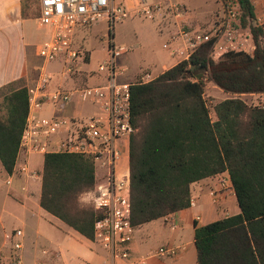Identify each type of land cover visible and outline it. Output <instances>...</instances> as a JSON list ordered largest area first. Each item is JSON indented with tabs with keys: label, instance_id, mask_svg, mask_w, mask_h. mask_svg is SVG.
I'll return each mask as SVG.
<instances>
[{
	"label": "trees",
	"instance_id": "16d2710c",
	"mask_svg": "<svg viewBox=\"0 0 264 264\" xmlns=\"http://www.w3.org/2000/svg\"><path fill=\"white\" fill-rule=\"evenodd\" d=\"M30 1L24 0L25 9ZM241 22L253 35V55L212 58L213 43L150 83L132 86L130 180L132 224L139 228L190 208L193 186L228 172L240 213L195 232L198 264H264V107L239 96L264 94V28L254 25L249 0H239ZM214 84L237 95L213 107ZM30 114L25 81L0 88V161L13 174ZM41 207L84 238L95 241L100 212L82 203L96 186L88 156L51 153L41 171Z\"/></svg>",
	"mask_w": 264,
	"mask_h": 264
},
{
	"label": "built area",
	"instance_id": "2783aa9c",
	"mask_svg": "<svg viewBox=\"0 0 264 264\" xmlns=\"http://www.w3.org/2000/svg\"><path fill=\"white\" fill-rule=\"evenodd\" d=\"M129 1L134 4H129ZM254 10V25L264 28V0H249ZM42 27H51L53 33L39 49L45 65L62 60L64 74L73 75L80 62L88 58L84 44H79L77 35L82 30H91L98 23L109 24L110 31L117 23L140 17L157 24L174 22L165 49L177 62L188 61L195 50L206 43H213L212 58L220 60L231 52L253 55L256 51L253 35L244 29L241 22L239 0H219L221 9L206 27L185 24L189 13L186 0H39ZM109 56L99 65V72L108 74L106 84L81 86L71 90L58 88L51 90V76L45 67L41 69L40 80L35 88L29 89L30 114L22 136L20 153L26 156L51 153L76 154L91 157L96 163V186L87 193L90 204L100 212L95 225V241L114 258L131 260L129 249L137 229L132 224L130 172L123 175L118 168L124 159V145L129 142L135 129L132 124V86L137 83H150L156 78L146 73L134 83L117 81V60L129 52L127 47H118L108 37ZM74 100L80 103L98 104L101 114L86 118L80 117H40L46 104L64 112ZM264 107V106H263ZM59 136V141L55 139ZM19 157V156H18ZM108 169L103 180L97 177V168ZM32 174L30 165H19L17 173ZM16 174L14 170L13 174ZM11 183V181H9ZM234 192L228 172L212 178L209 195L213 203H219L228 193ZM198 205V198L192 196L190 208ZM230 217L226 213V218ZM197 217V220H200ZM24 232L22 229L6 234L11 244L7 258L9 264H25L23 258ZM180 247H160L139 264H146L152 257L175 258ZM40 264V263H37Z\"/></svg>",
	"mask_w": 264,
	"mask_h": 264
},
{
	"label": "crops",
	"instance_id": "0c3cea01",
	"mask_svg": "<svg viewBox=\"0 0 264 264\" xmlns=\"http://www.w3.org/2000/svg\"><path fill=\"white\" fill-rule=\"evenodd\" d=\"M186 3H188L189 13L185 18V24L195 26L194 21H198L199 17L195 8L189 5L188 0ZM129 4L133 5L134 2L129 1ZM38 5L39 10L27 7L24 14V0H0V88L18 80L25 81L29 89L35 88L39 83L43 67L51 76L49 86L51 90L58 88L71 90L86 86L93 81L100 85L106 84L109 76L106 72H99L98 67L109 56L110 32L115 43L114 26L110 31L109 24L101 22L91 30H82L78 33L77 41L86 47L88 58L85 62L79 63L75 74L66 75L63 62L49 66L41 62L39 49L51 37L53 29L40 25V4ZM153 26L160 39L158 43L162 47L161 50L147 51L143 58L147 63L146 68L137 65V61L134 62L131 56L122 59V63H119L118 59L117 79L120 82L134 83L146 73L154 76L153 69L164 68L159 75L154 76L157 78L177 65L164 47L171 32L176 28L174 22L164 21L161 28L153 22ZM99 38L102 45L99 43ZM124 47L129 48V52L123 56L132 51V47ZM129 58L132 59L129 60ZM248 95L258 99V103L253 106H264V94ZM101 112L98 104H83L79 100H74L64 112H59L52 105L46 104L42 110L35 111V114L40 117L86 118L99 115ZM55 139L59 141V136ZM123 149L124 159L118 168V173L121 175L130 172V141L125 143ZM44 160V155L26 156L20 153L14 175L8 174L0 161V181H2L0 185V264H9L7 256L10 254L11 244L7 242L6 234L18 229L24 232L25 264H139L140 259L146 258L160 247H180L181 252L175 258H149L146 264H198L196 229L226 218V213L230 216L240 213L235 192L228 193L219 203H213L209 195L212 178L206 179L193 186V195L198 198L197 207L188 208L139 227L129 245L132 259H116L101 245L84 238L41 207L40 174ZM25 162L29 163L34 175L17 173L19 165ZM107 173V168L102 166L97 168L99 180H103ZM85 199L89 201L86 194L83 196V200ZM197 217L201 219L197 220Z\"/></svg>",
	"mask_w": 264,
	"mask_h": 264
},
{
	"label": "rangeland",
	"instance_id": "374dc122",
	"mask_svg": "<svg viewBox=\"0 0 264 264\" xmlns=\"http://www.w3.org/2000/svg\"><path fill=\"white\" fill-rule=\"evenodd\" d=\"M187 1V0H186ZM189 5L193 6L196 10L197 17H199L198 21H194L195 27H206L209 25L211 20L216 16L219 9H221L219 0H188ZM40 4V2H39ZM188 4V3H187ZM35 10H39L38 3H35V1H30V6ZM99 24V23H98ZM97 24V25H98ZM105 31V30H104ZM114 34H115V43L118 47H124L129 46L132 47V51L128 54L123 56L122 58H119V63H122L124 58L132 57L137 61V65H141L143 68L147 67V63L144 61V56L147 53V51L151 50H161L162 47H160V42L158 39V35H156L153 22L137 17L132 20H128L125 23H117L114 26ZM101 36V35H100ZM99 43L102 45V42ZM107 40V39H106ZM97 56V54H95ZM132 58H129L131 60ZM123 59V60H122ZM41 62L44 63L43 58H41ZM57 62H62L61 59L51 62V64H57ZM118 62V60H117ZM164 68H157L153 69L154 76L159 75ZM118 82H120L117 79ZM88 86H97L100 85L98 82H89L87 84ZM86 85V86H87ZM102 85V84H101ZM237 95H233L230 93H226L222 91L219 87H217L214 84H209L206 90V100L208 102V106L211 111L212 119L215 120V113L213 111V107L226 99L230 98H237ZM242 100L247 102L250 105H255L258 103V99L254 96L245 94L239 96ZM2 181H0V185ZM82 203L87 206H92L88 200H83ZM233 211V210H232ZM207 221V220H206Z\"/></svg>",
	"mask_w": 264,
	"mask_h": 264
}]
</instances>
